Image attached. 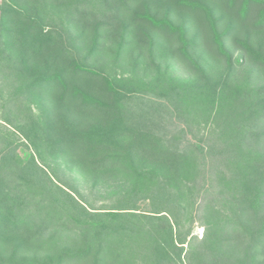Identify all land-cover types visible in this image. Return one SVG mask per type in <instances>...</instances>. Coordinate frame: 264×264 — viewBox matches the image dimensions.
<instances>
[{
	"label": "trees",
	"instance_id": "trees-1",
	"mask_svg": "<svg viewBox=\"0 0 264 264\" xmlns=\"http://www.w3.org/2000/svg\"><path fill=\"white\" fill-rule=\"evenodd\" d=\"M179 3L205 13L216 57L231 69L241 66L242 57L233 59L225 50L230 27L219 32L208 8L185 0ZM251 3L262 6L254 27L264 28V0H240L239 13L245 17ZM46 5L48 0H2L0 4V34L4 36L0 44V125L16 124V120L31 123L32 135H24L38 149L54 147L64 160L76 161L80 167L83 160L91 171L122 175L128 190L118 196L119 208L96 210L59 186L55 192L49 190L45 179L29 172L17 182L8 181L12 193L7 196L13 191L19 194L17 206L31 208L41 219L48 213L51 219L27 234L25 230L33 227L28 218L31 212L20 211L11 230L7 222H0V264H15L17 259L19 264H37L35 259H19L18 254L38 247L51 253L50 261L45 257L49 264H163L175 243L183 251L199 217L205 219L201 226L205 231L194 252L195 264H264V86L256 88L247 78H233L228 71L225 85L219 84L216 105L215 99L206 110L188 107L186 112L181 107L186 103L176 104L187 128L167 139L140 128L116 130L106 119L100 126V138L91 132L70 135L79 139L76 142L65 136L64 119L59 115L56 120L55 114L47 116L40 132L34 122L19 118L20 110L28 108V99L43 97L49 104L57 92L58 101L66 102L65 74L71 66L62 38L44 29ZM141 18L158 34L176 37L178 51L190 60L196 36L187 38L183 24L158 20L147 9ZM233 43L249 52L264 74V45L252 52L248 35L233 38ZM106 86L112 88L109 82ZM71 96L74 106L78 99L90 106L105 105L76 87ZM107 110L105 116L111 117ZM12 136L8 132L9 145L14 143ZM137 194L151 202L148 211L138 213L132 208ZM198 202L203 206H196ZM185 226L191 229L180 233L179 228ZM91 253H95L93 258Z\"/></svg>",
	"mask_w": 264,
	"mask_h": 264
},
{
	"label": "rangeland",
	"instance_id": "rangeland-1",
	"mask_svg": "<svg viewBox=\"0 0 264 264\" xmlns=\"http://www.w3.org/2000/svg\"><path fill=\"white\" fill-rule=\"evenodd\" d=\"M179 1L48 0L44 29L52 36L59 35L65 44L66 58L71 64L65 74L69 98L66 102H60L57 92L49 104L43 97L33 101L28 99V108L20 110L19 118H28L34 122L33 126L38 125L41 132L49 116L55 114L58 120L59 115H62V125L67 129L65 136L76 142L79 139L70 135L79 133L85 136L91 132L100 138V126L106 119L108 126L116 130L140 128L167 139L174 132L187 128L186 120L179 115L181 112L176 104L186 103V106H181L186 112L194 107L206 110L211 106L209 101L215 99L216 105L219 84L222 87L225 85L224 75L228 71L233 78H247L256 88L264 86V74L257 69L250 53H244L233 43V38L243 39L248 35L252 52L258 51L259 45H264V28L257 29L253 25L254 17L262 6L251 3L246 16L242 18L239 13L240 0L230 3L229 0H185L208 8L213 19L217 20L219 32L230 27L225 50L233 59L242 57V65H234L231 69L225 60L216 57L205 13L199 8L182 5ZM145 9L158 20L167 18L174 26L183 24L188 30L187 38L196 36V47L190 54V60L178 51L180 44L176 42V37L158 34L141 18ZM3 41L4 36L0 34V44ZM107 82L111 89L106 86ZM73 87L105 105L101 108L97 104L90 106L78 99L74 106V99L71 98ZM202 103L204 106L199 105ZM108 108L111 117L104 114ZM8 132L13 134L14 143L11 145L6 139ZM32 132L31 123L16 120V124L0 125V222H7L9 230L20 211L26 215L31 212L28 218H31L34 228L30 226L25 234L32 233L36 227L46 223L44 220L51 219L48 213L41 219L38 212L35 215L36 211L31 208L30 211L25 206H17L19 194L15 191L11 197L7 196L12 193L8 181L17 182V178L26 172L39 177V180L45 179L49 190L55 192V186H59L81 202H87L86 206H92L93 209L119 208L115 202L118 196L128 190L124 186L127 180L124 176L100 173V169L91 171L84 167L87 162L83 160L84 164L80 167L76 161L64 160L61 152L54 147L40 146L38 149L24 135H32ZM131 204L138 213L146 212L152 206L147 198L138 194ZM202 204L198 202L196 206ZM204 220V217L197 219L183 251L179 250L180 244L175 243V247L166 254L163 264L196 263L194 252L204 235V227H201ZM191 228L185 226L179 231L185 234ZM66 246L72 247L71 243ZM47 255L50 261L51 253L38 247L21 251L18 257L35 259L37 264H49L48 259L45 260ZM94 255L91 253L90 258ZM15 264H19L18 259Z\"/></svg>",
	"mask_w": 264,
	"mask_h": 264
}]
</instances>
